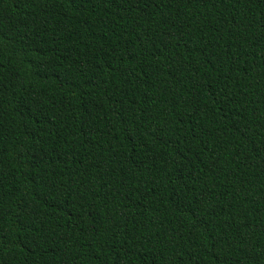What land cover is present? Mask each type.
Returning a JSON list of instances; mask_svg holds the SVG:
<instances>
[{
	"label": "trees",
	"instance_id": "1",
	"mask_svg": "<svg viewBox=\"0 0 264 264\" xmlns=\"http://www.w3.org/2000/svg\"><path fill=\"white\" fill-rule=\"evenodd\" d=\"M0 264H264V0H0Z\"/></svg>",
	"mask_w": 264,
	"mask_h": 264
}]
</instances>
